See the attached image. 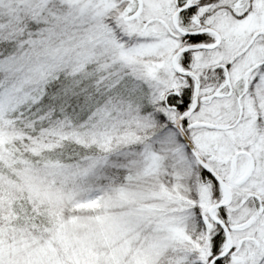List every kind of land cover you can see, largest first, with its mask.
I'll use <instances>...</instances> for the list:
<instances>
[{
    "label": "snow or ice",
    "instance_id": "obj_1",
    "mask_svg": "<svg viewBox=\"0 0 264 264\" xmlns=\"http://www.w3.org/2000/svg\"><path fill=\"white\" fill-rule=\"evenodd\" d=\"M0 264H264V0H0Z\"/></svg>",
    "mask_w": 264,
    "mask_h": 264
}]
</instances>
